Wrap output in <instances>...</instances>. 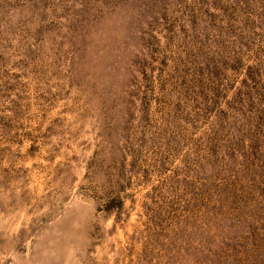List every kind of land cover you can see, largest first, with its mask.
Wrapping results in <instances>:
<instances>
[{
    "label": "rangeland",
    "instance_id": "1",
    "mask_svg": "<svg viewBox=\"0 0 264 264\" xmlns=\"http://www.w3.org/2000/svg\"><path fill=\"white\" fill-rule=\"evenodd\" d=\"M0 264H264V0H0Z\"/></svg>",
    "mask_w": 264,
    "mask_h": 264
}]
</instances>
